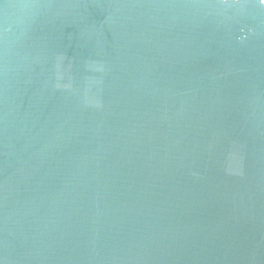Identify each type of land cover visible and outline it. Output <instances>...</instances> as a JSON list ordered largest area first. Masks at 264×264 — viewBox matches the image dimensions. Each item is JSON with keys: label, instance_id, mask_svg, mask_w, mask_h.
Returning <instances> with one entry per match:
<instances>
[{"label": "water", "instance_id": "obj_1", "mask_svg": "<svg viewBox=\"0 0 264 264\" xmlns=\"http://www.w3.org/2000/svg\"><path fill=\"white\" fill-rule=\"evenodd\" d=\"M0 264H264V1L0 0Z\"/></svg>", "mask_w": 264, "mask_h": 264}, {"label": "trees", "instance_id": "obj_2", "mask_svg": "<svg viewBox=\"0 0 264 264\" xmlns=\"http://www.w3.org/2000/svg\"><path fill=\"white\" fill-rule=\"evenodd\" d=\"M264 1V0H263Z\"/></svg>", "mask_w": 264, "mask_h": 264}]
</instances>
